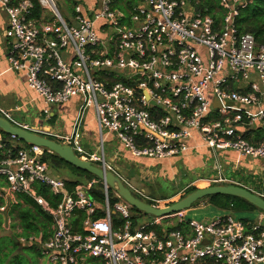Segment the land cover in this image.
<instances>
[{"label":"built area","instance_id":"2783aa9c","mask_svg":"<svg viewBox=\"0 0 264 264\" xmlns=\"http://www.w3.org/2000/svg\"><path fill=\"white\" fill-rule=\"evenodd\" d=\"M37 1L38 17L33 0H0L8 63L48 107L79 99L81 118L93 110L100 153H88L78 131L61 140L80 159L148 200L116 174L106 135L136 159L170 161L205 150L217 169L199 180L207 187L237 185L222 171L228 153L264 162V141H256L264 132V46L237 22L247 0H220L219 22L189 0H68V19L61 0ZM5 146L0 131L1 153ZM45 151L29 146L0 158V179L4 198L17 203L18 194L28 195L52 217L47 240H19L37 244L48 264H264L263 213L258 222L232 211L201 221L184 211L136 227L131 206L104 181L103 204L90 196L97 180L68 191L43 161ZM36 184L60 198L56 207L37 195ZM114 215L123 220L117 230Z\"/></svg>","mask_w":264,"mask_h":264},{"label":"crops","instance_id":"0c3cea01","mask_svg":"<svg viewBox=\"0 0 264 264\" xmlns=\"http://www.w3.org/2000/svg\"><path fill=\"white\" fill-rule=\"evenodd\" d=\"M6 29L7 17L6 14L0 8V99H2V103H0V114L6 116L10 121H12L18 126L28 125L31 130L35 131L36 133L46 138L55 140L59 143H61V140L63 138L72 136L76 131H78L81 135V143L84 145L86 151L88 153H96L100 147L101 140L98 136L99 134L94 113L92 118H90L89 112L86 117L81 118L80 111L82 102L79 99L71 100L69 103L64 104V107H62L63 105L48 107L34 91L30 90L27 87L26 80L23 74L14 72L8 63V51L10 40L6 38ZM47 109L50 110L49 118H47L44 114V111ZM29 112H32V117L31 121L27 122V120H25L26 117L21 118V115L24 114L26 116ZM14 113H20V119H18ZM105 137V143H112L114 137L115 140L118 142L116 135L110 134L106 135ZM95 146H97V150H94ZM122 149V147L112 148L109 157H107L108 161L116 167L119 165V162H138L133 161L132 158V160H130V157L133 156L130 154L128 156V154L125 153ZM206 153L207 152L205 150H201L198 152L189 153V155L185 156V158L177 159L178 161L176 159H173L170 160L171 162L160 161L157 162V164H160L162 166H177L183 164L186 160L193 165L192 168L212 167V172L214 174V170L216 169L215 160L212 161L213 163L210 166L208 164L207 158L203 159V157L206 156ZM221 162L222 167L229 166L230 169H233V171L235 170V173L238 174V178L240 180L233 182H235L237 185H241L249 189L254 193L264 196L263 161L250 160L247 158L240 157L233 153H228L224 156ZM227 173H230V171H227ZM249 173H251L252 175H250ZM230 174L231 175L229 176V178H232L233 172ZM244 178L246 180L251 181V183H255V181H261V183L259 184H262V186L257 184L258 187L253 190L244 183H241ZM5 188V181L3 179H0V207L3 205L1 198H3L6 205L9 201V199L4 198L3 196ZM12 199L10 200L11 205L15 203L14 198ZM206 208L207 211H204L205 216L216 217L218 215L226 213V211L217 209L211 205L207 206ZM186 212L188 214V210ZM235 213L237 217H243L239 216L238 212ZM10 220L12 221L13 218L10 217ZM4 229H6L5 225ZM21 245L23 244L21 243ZM41 263L45 264L46 261L41 258L39 259V264Z\"/></svg>","mask_w":264,"mask_h":264},{"label":"trees","instance_id":"16d2710c","mask_svg":"<svg viewBox=\"0 0 264 264\" xmlns=\"http://www.w3.org/2000/svg\"><path fill=\"white\" fill-rule=\"evenodd\" d=\"M189 1L197 6L198 10L211 16L216 22H219L223 19L224 11L220 8V0H200V3H198L197 0ZM33 2L35 9L34 15L38 17L41 13V7L37 0H33ZM237 22L239 29L242 32L252 34L255 37L257 44L264 46V0H257L255 3L248 5L247 8L242 11L240 17L237 19ZM1 133L3 135L4 144L6 146L4 147V152H0V158H6L9 153L15 155L17 151L20 150V148L29 147V145H26L18 139L12 138L4 134L3 132ZM256 141H264V132H257ZM43 161L49 165L53 174L54 171L56 173H64L63 169L68 170V176L67 178H63V180L66 184V189L70 192H73L78 185L97 180L99 183L90 191V196L97 203H104L105 196L102 191L103 186L98 178L67 164L60 157L53 153H50L49 151H45ZM82 179L84 181L86 179V181H81ZM34 189L38 196H41L43 199L50 203L51 207H56L58 202H60V198L54 196L49 187L42 184H36L34 186ZM196 190L197 188L191 187L187 189L184 194H181L177 199L172 200L168 203H164V206L167 207L169 205L175 204L176 202L180 201L188 194ZM110 196H112L111 191ZM137 197L142 200L140 196ZM16 198L17 203L11 205L9 216L16 220H19L22 232L16 233L14 237H9L10 239H7L9 242H7L3 247V252L2 246L0 245V264H39V259L42 258L41 249L39 248V246L37 244L21 245L19 239L23 237L28 240L31 237H36L40 239V243L47 240L52 235V217L44 211V209L35 201V199L31 198L30 196L25 194H18ZM1 201L3 202V205L1 207L6 206L3 198H1ZM112 201L114 203L117 202L116 199L111 200V203ZM200 202H206L207 204L205 205H211L217 209L224 211H258L257 208H255L245 200L232 196H210L203 199L202 201H199L192 208L196 207V205ZM146 203L152 205V203L150 202ZM159 206L161 207L162 205ZM133 210L144 215L142 212L136 209ZM80 216L82 218L84 217L83 214H80ZM113 220L114 229L117 230L122 225L123 220H121L118 215H114ZM133 225L136 226L134 223ZM180 228L181 225L173 227V229ZM3 230L4 219L0 214V231ZM156 230L158 231L160 230V228H156ZM5 237L8 238L7 236Z\"/></svg>","mask_w":264,"mask_h":264},{"label":"rangeland","instance_id":"374dc122","mask_svg":"<svg viewBox=\"0 0 264 264\" xmlns=\"http://www.w3.org/2000/svg\"><path fill=\"white\" fill-rule=\"evenodd\" d=\"M197 1H198V3H200V0H197ZM59 6H60V10H61L63 16L66 19H68V14L70 12L69 1L68 0H61L59 2ZM49 20H52V19L49 17ZM0 103H2V99H0ZM62 107H64V105ZM62 107H60V108H62ZM14 114L18 119H20L19 118L20 113H14ZM31 114H32V112L27 113L26 116L24 114H22L21 118L26 117L25 120H27V122H30L31 117H32ZM89 116H90V118L93 117V110L92 109L89 111ZM14 122H16V121H14ZM100 146H101V143H100ZM96 147L97 146H95L94 150H97ZM116 147L121 148V145L115 140V137H114L112 143H110V144H109V142L105 143V141H104L103 148H104V152L106 154V157H109V155L111 153L110 151L112 150V148H116ZM122 150L125 153H127L129 156V153L127 151H125V149H122ZM97 151L99 153L101 152L100 147ZM191 153H194V152H191ZM131 158L133 159V161H138V162H132V161L128 162V163L119 162L118 166H120L124 170V175L126 177H128V179H130L131 184L135 188L143 191V193L149 198V200H148L147 198L141 197L144 202H150V203H152V205H154V204L162 205L161 207H165L164 203H168V202H171L172 200L177 199L181 194H184L185 191L191 187L197 188V189L206 188L208 186V184L205 182H201L199 180L208 179V178H211L212 175L213 176L215 175L212 172V167H209V168H198V167L194 168L193 167L192 168L193 165L190 164L189 161H186V160L184 161L183 164H180L177 166H167V165L162 166L160 164H157V161H152V160L143 159V158H140L137 160L136 158H133V157H130V160H132ZM182 158H185V156H180V157L176 158V160L182 159ZM205 158H207L208 164L211 166L213 163L212 162L213 160L211 158H208V153H206V156L203 157V159H205ZM166 162H171V161H166ZM163 165H165V164H163ZM197 165H198V163H197ZM222 171L226 174L227 177H229L231 175L230 173L233 172V177L229 178L230 180H232V181L240 180L238 178L239 177L238 174L235 173V170L233 171V169H230L229 166L222 167ZM227 171H230V173H227ZM63 172L64 173H56L54 171V174L58 177H61V178H67L68 170L63 169ZM249 174L252 175L251 173H249ZM249 174H247V175H249ZM245 178H244V180H242L241 183H244L245 185L252 188L253 190L256 189V187H258L257 184L261 183V181L260 182L255 181V183H251V181L246 180ZM81 181H84V180L82 179ZM85 181H86V179H85ZM227 185H230V184H227ZM259 185L262 186V184H259ZM131 191L135 196H140L134 190H131ZM111 193H112L111 198H113V192H111ZM112 203H114V202L112 201ZM205 204H207V203L206 202H200L199 204L196 205V207L189 209L188 214H187V218L190 220L194 219V220H201V221L202 220L206 221L208 219L213 218L214 216L209 217V216L204 215L205 214L204 211L207 209L206 207L209 206V205H205ZM259 212H261V211L260 210H258V211H240V212H238V215L243 216L241 218H248L251 220L255 219L256 222H258ZM129 213H130V217H131L130 221L132 223H134L136 225V227H140L142 225H145L150 220H152L154 218L152 216H148L145 214L142 215L141 213L135 212L133 209H130ZM242 214H244V215H242ZM166 223H168V222H166ZM261 224L264 228V220L261 222ZM20 232H22V229L20 227V222H19V220H16L13 218L12 221L10 220L9 229H4L3 231H0V236L2 235L0 238V245L2 246V252L4 251L3 247L5 246V244L7 242H9L7 239H10L9 237H14L15 233H20ZM4 235L7 236L8 238H6ZM45 264H48L47 261Z\"/></svg>","mask_w":264,"mask_h":264},{"label":"water","instance_id":"95a60500","mask_svg":"<svg viewBox=\"0 0 264 264\" xmlns=\"http://www.w3.org/2000/svg\"><path fill=\"white\" fill-rule=\"evenodd\" d=\"M256 1L257 0H247L249 5L255 3ZM0 131L12 138L18 139L26 145L43 148L44 150L57 155L64 162L77 168L78 170L89 173L98 178L100 181H104L109 186V188L113 192H116L128 205L131 206V208L136 209L148 216L161 218L184 212L191 209L199 201L214 195L232 196L245 200L264 213V197L240 185H220L197 189L175 204L167 207H156L135 196L132 191L124 184V182L115 174L105 173L99 167L80 159L69 145L46 138L42 135H39L38 133L25 130L21 126L14 124L2 114H0ZM115 171L117 175L127 178L124 175V170L120 166H115ZM10 207L11 201L9 200L6 207L3 210H0V214L4 219V225L6 229H9Z\"/></svg>","mask_w":264,"mask_h":264}]
</instances>
